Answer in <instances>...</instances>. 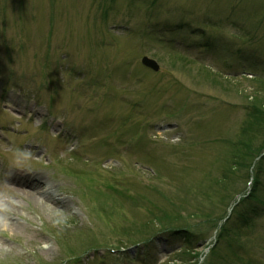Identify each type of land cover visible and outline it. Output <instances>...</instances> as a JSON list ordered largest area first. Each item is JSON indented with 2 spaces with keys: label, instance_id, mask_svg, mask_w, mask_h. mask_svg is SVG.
Masks as SVG:
<instances>
[{
  "label": "rangeland",
  "instance_id": "374dc122",
  "mask_svg": "<svg viewBox=\"0 0 264 264\" xmlns=\"http://www.w3.org/2000/svg\"><path fill=\"white\" fill-rule=\"evenodd\" d=\"M263 145L264 0H0V264H264Z\"/></svg>",
  "mask_w": 264,
  "mask_h": 264
},
{
  "label": "trees",
  "instance_id": "16d2710c",
  "mask_svg": "<svg viewBox=\"0 0 264 264\" xmlns=\"http://www.w3.org/2000/svg\"><path fill=\"white\" fill-rule=\"evenodd\" d=\"M110 1H114V0H110ZM215 27V26H214ZM184 29H186V30H188L189 32L191 31V33L192 34H195V35H197V36H200V35H205L204 33H201V31H200V33H198L199 31H197V30H195V29H193V30H190V24L189 25H186V24H184V23H182V24H172V25H165L164 27H162L161 29H159L158 31H153V30H151V34H150V36H154L155 34H157L158 32H162V33H172V32H174V31H182V30H184ZM199 45L197 46V48H199V49H201V50H203V49H209L210 51L211 50H214V48H212L213 47V45L211 44V39H210V37H206V35L205 36H203L202 37V40L198 43ZM256 97V96H255ZM262 101H259V103H261ZM263 150H264V145L262 146V148H261V152L260 153H258L259 155L263 152ZM257 157V155L255 156V157H253V159H252V161L255 159ZM263 158H264V156H263ZM262 158V159H263ZM252 163V162H251ZM250 163V164H251ZM250 167V166H249ZM247 177H248V175H247ZM246 177V178H247ZM257 188H258V186H257V181H256V179H255V173H254V175H253V186H252V191H251V193H250V195L248 196V198L247 199H245V200H243L242 201V203L244 202V201H247L249 198H255V196H253V192H258V190H257ZM263 204V203H262ZM264 205V204H263ZM262 208H264V206L263 207H261L260 209H262ZM250 211H253V212H251V213H247L246 215V217L244 218V221L241 223V225H242V227H244V226H246V225H248V223L250 222V219L253 217V216H256V210L254 211V210H250ZM259 212L261 211V210H258ZM257 211V212H258ZM263 211V210H262ZM177 221V220H176ZM168 223V222H167ZM178 223V222H177ZM240 226V225H239ZM164 227H171V226H168L167 224H165V225H162L161 226V228H164ZM173 227V226H172ZM189 238H190V235H189ZM189 238H185V241L186 242H184L185 244H184V248H189V246H190V239ZM191 247H192V245H191ZM199 256V255H198ZM198 258V257H197Z\"/></svg>",
  "mask_w": 264,
  "mask_h": 264
},
{
  "label": "bare ground",
  "instance_id": "6f19581e",
  "mask_svg": "<svg viewBox=\"0 0 264 264\" xmlns=\"http://www.w3.org/2000/svg\"><path fill=\"white\" fill-rule=\"evenodd\" d=\"M34 179L42 181L39 177L37 176H34L33 177ZM8 181L10 182V184L12 185V189L15 190V191H20L22 192L23 194H25V196L27 198H31L32 201H36V202H42L46 199L45 196V193L44 192H39L37 190V188L34 187V185L31 182L30 180V177L28 178H22L20 176H12L8 179ZM47 201H50L51 204H54L55 206H58L59 203L58 201H54L52 199H46ZM64 203V202H63ZM12 229V230H18L19 227L16 225V223H7V227Z\"/></svg>",
  "mask_w": 264,
  "mask_h": 264
},
{
  "label": "water",
  "instance_id": "95a60500",
  "mask_svg": "<svg viewBox=\"0 0 264 264\" xmlns=\"http://www.w3.org/2000/svg\"><path fill=\"white\" fill-rule=\"evenodd\" d=\"M142 64H143L144 66H146V67H148V68L154 70V71H157V70H158V65H157L154 61L149 60V59H147V58H143V59H142Z\"/></svg>",
  "mask_w": 264,
  "mask_h": 264
}]
</instances>
